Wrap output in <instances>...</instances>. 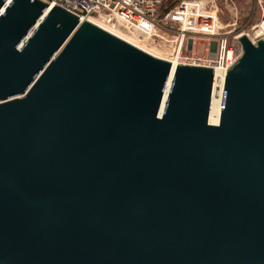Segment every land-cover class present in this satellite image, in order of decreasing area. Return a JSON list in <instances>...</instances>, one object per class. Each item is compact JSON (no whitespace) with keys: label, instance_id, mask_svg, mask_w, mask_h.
<instances>
[{"label":"water","instance_id":"obj_1","mask_svg":"<svg viewBox=\"0 0 264 264\" xmlns=\"http://www.w3.org/2000/svg\"><path fill=\"white\" fill-rule=\"evenodd\" d=\"M180 64L55 1L0 0V264H264V38Z\"/></svg>","mask_w":264,"mask_h":264},{"label":"built area","instance_id":"obj_2","mask_svg":"<svg viewBox=\"0 0 264 264\" xmlns=\"http://www.w3.org/2000/svg\"><path fill=\"white\" fill-rule=\"evenodd\" d=\"M55 1L82 19L89 15L115 30L137 33L152 45L163 47V54L180 64L227 69L240 53L237 37L228 40L227 34L217 22L212 0H179L160 17L156 9L161 0H48ZM264 3V1L262 2ZM264 7V4H263ZM264 13V9H263ZM264 14L247 39L264 38ZM206 42L208 55L202 57L194 52L198 41ZM187 53V54H185ZM212 55V58H209Z\"/></svg>","mask_w":264,"mask_h":264},{"label":"rangeland","instance_id":"obj_3","mask_svg":"<svg viewBox=\"0 0 264 264\" xmlns=\"http://www.w3.org/2000/svg\"><path fill=\"white\" fill-rule=\"evenodd\" d=\"M179 0H161L157 7V17L163 14L162 8H172ZM205 2L206 0H201ZM264 0H212L211 8L216 11L218 25L222 28L219 33L227 34L228 40L237 34H243L246 37L251 36L254 27L262 18ZM136 36V35H135ZM151 48L154 46L157 49H163L158 44L148 45ZM206 49V42L203 40L198 41L195 45L194 52L202 57H206L208 52ZM161 50V51H162ZM161 52L160 50H158ZM187 54V53H185ZM212 58V55H209Z\"/></svg>","mask_w":264,"mask_h":264},{"label":"bare ground","instance_id":"obj_4","mask_svg":"<svg viewBox=\"0 0 264 264\" xmlns=\"http://www.w3.org/2000/svg\"><path fill=\"white\" fill-rule=\"evenodd\" d=\"M262 26H264V23L262 24ZM118 31V30H117ZM121 32H123L124 34H126V35H128V36H130L131 38H133V39H137V40H139V41H141V42H143V43H145L146 45H150L151 43L148 41V40H146L145 38H142V36H140V35H138L137 33H129V32H125V31H122V30H120ZM119 31V32H120ZM136 35V36H135ZM151 48V47H150ZM152 49H154L155 51H157V52H159L158 50H162V49H157V48H155L154 46L152 47ZM163 52H164V50H162L160 53H162L163 54ZM175 62V61H174ZM216 68V67H215ZM216 69H218V68H216Z\"/></svg>","mask_w":264,"mask_h":264},{"label":"trees","instance_id":"obj_5","mask_svg":"<svg viewBox=\"0 0 264 264\" xmlns=\"http://www.w3.org/2000/svg\"><path fill=\"white\" fill-rule=\"evenodd\" d=\"M167 8H168V7H164V8H162V9H161L162 12L164 13V12L167 10Z\"/></svg>","mask_w":264,"mask_h":264}]
</instances>
